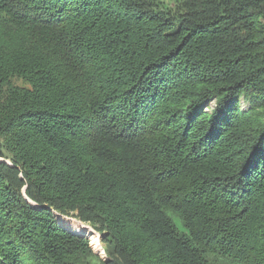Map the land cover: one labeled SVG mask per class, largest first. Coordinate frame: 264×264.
Here are the masks:
<instances>
[{"label":"trees","instance_id":"16d2710c","mask_svg":"<svg viewBox=\"0 0 264 264\" xmlns=\"http://www.w3.org/2000/svg\"><path fill=\"white\" fill-rule=\"evenodd\" d=\"M258 99L264 0H0V264H264Z\"/></svg>","mask_w":264,"mask_h":264},{"label":"rangeland","instance_id":"374dc122","mask_svg":"<svg viewBox=\"0 0 264 264\" xmlns=\"http://www.w3.org/2000/svg\"><path fill=\"white\" fill-rule=\"evenodd\" d=\"M172 59L178 61L179 58H172ZM195 70H191V69L185 70L184 69L181 72L174 74L173 78L176 79V81H174L173 83H175V82H178V83L181 82V78L182 77L183 78H192V80H191V82L187 86H185L183 88H180V91L179 92H176V90H174V92H172L169 95L164 94L165 97H166V101L168 102L165 105V107H164L165 109L172 110V109L176 108L178 106V102L180 100L186 99V97L190 96L192 93H195V91L198 90L199 87L202 86V85H204V84H209V83L214 84V82L225 81V78H220L218 80H214L213 78L215 76V73H213V71H211L210 73H208L209 67L207 65L202 64L201 62H199V68H198V70H196L197 72H195ZM185 73H189V74H185ZM198 74H200V77L203 76V78L201 79L202 83L200 85H199V83L196 84V79L198 77ZM241 96H243V95H241ZM209 102H210L209 105L207 107L203 108L207 112L210 111L213 107L216 106V99H212ZM260 103L262 104V106L259 107L258 111H261V109L264 107V101H262L261 99H258V101H256V104H260ZM253 108H254V106H252L250 104V102L248 103L244 98L240 100V108H239L240 111L250 112ZM257 119L258 118H256L255 115H253L252 117H249L248 119H245V116H244L242 118V122L240 123L239 127L236 130H234V131H232L230 133H227L226 132V134H223L222 137H221L222 138L221 141L218 142L219 143V146H221L223 148V151L231 150V147H234L232 144L235 143V139L239 137L238 135H245L246 134L245 129L248 128L249 126H253L254 123L257 121ZM2 142H3V139L0 138V147L2 145ZM4 153H5V156L4 157L0 156V162H6L7 164L12 165L11 159H9V157L7 156L8 155L7 152L4 151ZM262 187H264V185ZM31 203H32V205L37 206L33 202H31ZM56 213H54V215L56 217V224L58 226H60L62 228H65V229H68L69 228L68 230L71 233L75 234V235H80V236L87 237L89 239V243H90L91 248L93 249V251L95 253L99 254L103 259H108V255H107V253L105 251L106 250V245L102 241V236L103 235L100 234L98 231H96L92 227V225L90 223L83 222L80 219L75 218V217H70L68 215H64V214L57 213L59 215H62L67 220V222L70 221V222H75V223L77 222L78 224H81V228H82L83 231H85V229H86L87 226L90 227V230H92L93 232H95V234H97V236L99 238V243L103 246V251L105 252V254H102L101 255L100 253H98L93 248L91 239L86 234H79L77 230H74V229H72L71 226H69V225L61 222L59 220V218H58V215ZM71 220H73V221H71ZM58 221L60 223H62L63 225H65L66 227L63 226V225H61Z\"/></svg>","mask_w":264,"mask_h":264},{"label":"bare ground","instance_id":"6f19581e","mask_svg":"<svg viewBox=\"0 0 264 264\" xmlns=\"http://www.w3.org/2000/svg\"><path fill=\"white\" fill-rule=\"evenodd\" d=\"M58 215V218L61 222L69 225L72 227V229L74 230H77L79 234H86L90 239H91V242H92V245H93V248L98 252L100 253L101 255L102 254H105V252L103 251V246L99 243V238L97 236V234H95V232H93L92 230H90V227H86L85 231L82 230L81 228V224H77L75 222H70L62 216V215ZM73 221V220H71Z\"/></svg>","mask_w":264,"mask_h":264}]
</instances>
